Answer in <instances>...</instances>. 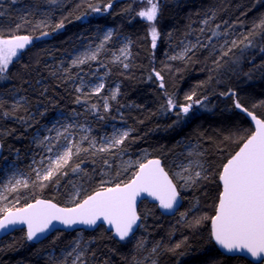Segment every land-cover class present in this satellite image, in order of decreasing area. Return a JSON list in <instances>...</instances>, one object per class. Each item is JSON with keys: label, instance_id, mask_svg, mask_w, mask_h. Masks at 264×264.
Wrapping results in <instances>:
<instances>
[{"label": "trees", "instance_id": "1", "mask_svg": "<svg viewBox=\"0 0 264 264\" xmlns=\"http://www.w3.org/2000/svg\"><path fill=\"white\" fill-rule=\"evenodd\" d=\"M109 3L112 7L105 11ZM89 5L99 6L101 11L93 12ZM145 6L138 0H65L62 6L50 4L49 0H0V36L35 38L43 31L50 33V38L46 36L26 47L10 65L11 79L0 81V98L8 101L6 110H11L13 93L27 98V111L21 108L14 115L28 121L25 124L16 118L0 116L3 145L0 167L2 161L9 159L17 160L27 169L35 132L57 111L84 112L91 120L102 116L104 120L94 121L99 127L121 118L129 129H133L129 140L125 141L128 149L125 154L135 157L147 150L148 158L162 159L171 175L172 165L185 154V145L194 144L197 150L205 152L204 159L210 166L212 179L182 192L183 205L171 217L161 214L156 205L142 202V226L127 241L114 239L103 226L93 232L83 231L82 242L88 243L89 247L87 264H103L104 261L108 264H255L245 258L222 254L210 239V221H203L200 227L192 229L181 219V213L187 212V219L194 215L210 217L214 214L219 193L216 173L229 154L238 150V145L225 137L246 136L254 130L248 119L236 110L233 97L220 93L234 90L242 105L264 118V29H256L252 47L245 48L241 44L229 56L223 57L221 67L216 68L213 64L225 40L229 45L232 40H243L254 24L264 20V0H162L157 21L160 36L155 49L151 47L148 24L136 16V12ZM43 12H48L51 26L36 28ZM77 16L82 18L76 19ZM62 19L65 27L53 32L52 26ZM205 19H209V24L202 23ZM104 27L114 29L110 44H114L115 51L120 47L121 37L130 40V67L125 70L121 65L107 61L104 65L108 76L102 93L98 96L87 91L78 93L73 80L65 82L57 71L60 57L71 53L79 42L91 38ZM201 28L205 29L203 34ZM213 30L221 33L212 39L215 51L211 50V45L197 47L191 61L170 59L174 50L181 48L182 41L196 43L199 37L207 43ZM101 68L105 72L104 67ZM154 71L163 76V89L159 87L160 81L155 78ZM77 72V68L70 70L74 77ZM114 84H120V93L111 103V110L105 112L103 100ZM192 91L197 92V98L207 96V99L203 106H194L187 117L177 116L162 107L166 104V94L178 104H184V97ZM77 96L81 97V103H76ZM85 99L87 103L83 102ZM93 104L97 105L95 111L91 109ZM81 156L88 161L81 165L87 176L66 169L68 175L59 178V188L54 183L42 190L31 185L15 194V199L20 197L16 206L22 207L36 198L68 206L73 184L82 186L83 198L99 186L102 178L116 183L129 179L135 170L117 179L119 160L110 157L112 169L107 170L108 176L102 177L103 166L99 158L93 164L92 157ZM78 232L57 231L34 244L27 240L25 230L15 231L0 240V264H47L48 254L54 252L58 256L74 241ZM177 243L181 244L180 249L175 253L167 251ZM157 245L160 247L153 252Z\"/></svg>", "mask_w": 264, "mask_h": 264}, {"label": "snow or ice", "instance_id": "2", "mask_svg": "<svg viewBox=\"0 0 264 264\" xmlns=\"http://www.w3.org/2000/svg\"><path fill=\"white\" fill-rule=\"evenodd\" d=\"M14 2V0H13ZM65 0H49L50 4L62 6ZM141 4L146 5L136 12V16L145 21L149 28L151 37V47H157V40L160 36L157 27L158 18L161 15L162 0H138ZM91 11L100 12L99 6L89 5ZM111 3L107 4L105 11L111 8ZM77 16L76 19H81ZM67 19V17H65ZM203 24H209V19L202 21ZM46 20L38 22L36 28L49 27ZM20 25H17L19 28ZM65 27L64 20H60L52 26V31H58ZM217 28L220 26L217 25ZM264 29V20L254 24L253 28L244 35V39L237 41L225 40L224 45H229L225 48L220 46L218 58L213 61L216 68L222 66L223 57L229 56L234 48L241 44L245 48L253 46V36L256 29ZM201 34L205 32L204 28L200 29ZM47 31L42 32V36H48ZM221 33L213 30L211 37L207 38V43L197 37L196 43H184L182 50L170 57L171 60H187L191 61L196 54L197 47L207 48L211 45V50L215 51L216 45L212 44L214 37L220 36ZM227 35V33H224ZM112 32L108 31L103 39V42L95 49L89 50L83 54L76 55L71 59V68H80L82 65L95 62L103 49L104 43L110 40ZM33 38L28 35H11L8 38L0 36V81H8L11 79L9 68L19 56V54L32 44ZM264 50V49H262ZM121 56L115 57L113 64H122L123 69L127 70L130 64L127 63L131 56L127 45L120 49ZM102 67H106L101 63ZM62 74L64 81L74 80V77L69 68L57 69ZM56 75V72L52 73ZM155 78L160 81L159 87H165L163 76L160 72L154 71ZM151 79V77H150ZM212 77H209L211 80ZM27 82V81H25ZM83 84V78H80ZM39 83V81H38ZM201 87L203 84L200 85ZM104 89V84L98 83L92 90L93 95H100ZM44 91H47L45 89ZM76 92H82V87L77 86ZM222 96H231L234 100V106L241 112L246 113L254 123V130L249 134L236 137L227 136L225 140L231 141L238 145V150L229 154L225 162L220 165L219 171L216 173L218 180L219 193L215 203L214 214L209 216H193L192 219H187L188 213H181V219L188 227L196 229L201 226L203 221H210V239L215 242L222 250V254H244L256 261L257 264H264V118L258 117L253 111L242 105L237 99V93L234 90L220 93ZM119 95V86L112 91L110 97L104 98L103 108L105 112L110 110L108 100L115 101ZM166 104L162 106L168 112H173L177 116L187 117L194 106H203L204 100L197 98V92L192 91L187 94L184 99L186 103L178 104L175 99L167 95ZM27 102L26 97L15 98L11 105V110H6L5 105L8 103L4 98H0V116L5 119L16 118L27 124L28 121L24 117H16L14 114L24 108ZM81 97H76V103H81ZM87 103V100H83ZM91 109L95 111L97 105H91ZM104 119V117H100ZM178 123V121L176 122ZM71 125L65 126V132ZM52 129H48L51 131ZM133 129L119 131L111 137H105L103 141L97 145L95 140H90L88 137H83L82 140H88L89 147H82L81 143H73L69 140L66 147L62 150L57 149L56 144L46 146L45 142L51 141L52 138L39 135L34 137V140L41 147H46V151L51 153L57 149L55 159H50L46 168L34 169L36 176L35 180L31 181L32 186L38 187L41 190L46 188L50 183H54L57 188L60 187V179L68 175V169L73 174L88 173L82 169L81 165L87 163L81 153L92 157V163H97L99 158L102 164V177L108 176L109 169H112L110 157H121L127 152L125 141L129 140ZM63 133L58 132V136ZM68 139V137H65ZM106 154V155H102ZM189 160L187 164L181 163L177 165L178 171H175L171 176L166 166L160 158H148L147 150L145 154L138 160L122 161L116 175L119 176L121 171L126 172L129 168L134 167L131 177L127 180L112 183L111 179H101L99 186L90 194L81 198L82 186L73 184V190L69 194V203L71 206L61 207L51 200L36 198L34 202L26 203L22 207H17L20 197L17 196L11 206L0 207V231L7 230L9 226L26 225V238L28 241L39 240L41 236H47L52 228L55 227L54 222H58L65 228L71 229L74 226H85L95 229L101 224L107 225L110 230H113V236L119 241H126L130 236L134 235V228L139 227L138 221L141 216L137 212V198L141 194L158 201L159 208L175 213L177 206L181 202V189L197 188L206 181L212 179L210 166L207 164L205 152L190 148L187 151ZM71 165V166H70ZM70 166V167H69ZM170 167V166H168ZM179 186H178V183ZM69 183H72L69 181ZM30 182L27 179H14L4 191L12 194L20 192L21 188L28 189ZM7 196L0 194V202L6 200ZM193 205L195 208L198 205ZM139 246V245H138ZM157 245L153 248V252L159 248ZM181 248V244L177 243L174 247L168 248L167 251L175 253ZM89 247L81 240H74L69 249L65 250L62 255L57 256L54 252L49 253L47 264H87L85 259ZM95 256V252L92 253ZM71 258V259H69ZM243 258V257H241ZM103 264H108L104 261Z\"/></svg>", "mask_w": 264, "mask_h": 264}, {"label": "rangeland", "instance_id": "3", "mask_svg": "<svg viewBox=\"0 0 264 264\" xmlns=\"http://www.w3.org/2000/svg\"><path fill=\"white\" fill-rule=\"evenodd\" d=\"M47 14L48 12L41 13L42 17H40V19L37 20V23L44 20L48 22L50 20V16L49 14L48 15ZM108 31H111L113 36L114 29L112 27H104L101 30L96 31V33L93 36H91V38L83 39L81 42H79L77 46L73 48L71 53L63 54L60 57V63L58 68H69V70L73 69L70 67L71 59L74 58L76 55L83 54L89 51L90 49L95 50L103 42L104 36ZM44 37L45 36L42 35L35 38L32 37L33 38L32 44L38 43V41L42 40ZM48 38L50 37L48 36ZM111 38L106 43H104L103 49L101 50L97 61L89 62V64H85L82 65L80 68H77L78 69L77 76L73 80V86L75 88L77 86H80L82 87V92L87 91L89 93H92L93 88L98 83L101 82L104 84V88H105L107 76H108V72L106 70L107 67H104L103 69L105 70V72H102V68L101 66H99V63H103L104 65L107 61L112 62L115 59V57L121 56L120 49L125 47L126 45L129 51L131 48L130 40L127 37H121L118 41L120 47L118 48L117 51H115L114 44L112 46L110 44ZM189 42L190 41H186L184 43H189ZM32 44L28 46H31ZM182 48L183 45L181 46V48H176L174 50V55L179 53L182 50ZM130 61H131V56L126 62L130 64ZM116 64L122 66V64L120 63H116ZM81 77L83 78V84H81L80 82ZM117 85L119 86V93H120V84H114L111 88L107 90L106 97L111 96L112 91L116 89ZM17 97H22V96L17 92L13 93L12 99L14 100ZM115 101L111 99L108 100L110 110H111V103ZM42 116L44 117L45 114L43 113ZM102 120L104 119H100V117L96 118L95 120H91L84 114V112L77 113V112L57 111L54 114V116L49 118L45 123H43L40 126V128L35 132L34 137H36L37 135H39L40 138H43L44 136H48L52 139L50 143L47 141L45 142L46 146H51V144H56L57 149L62 150L63 147H66L68 145L69 140H71L73 143H81L82 147H89L88 140H82L83 137H88L90 140H95L97 142V145L99 146V144L103 141L105 137H111L112 135L118 133L119 131L129 129L121 118L112 119L110 122L105 123L102 127H99L94 123V121H102ZM67 125H71V127H69L67 132H65L64 129L65 126ZM48 129H52V130L48 131ZM58 132L63 133V135L58 136ZM34 137L32 139L34 149L31 158L29 160L27 169L22 168L20 164L17 162V160L6 159L2 161L0 167V194L7 196V199L0 202V207H3L5 205L11 206L15 200L16 193L9 194L4 191V188L8 186L10 182H13L14 179H27L29 180L31 186L32 185L31 181L35 180V176H36L34 169L46 168L50 162V159H55V155L57 154V149H54L53 152L51 153L47 152L46 147L39 146L38 143L34 140ZM65 137H68V139H65ZM184 148H185V154L182 155V157L178 158L177 161H175V163L172 165V174L175 171H178L176 167L177 165L181 163L187 164L189 160L192 159L191 157H188L187 151L190 148H196V146L194 144H187L185 145ZM82 154L84 153H81V155ZM144 154L145 152H142L135 157H131L124 153L122 158L118 157L119 166L121 165L122 161H129V160L135 161L140 159ZM134 169L135 168L132 167L129 168L126 172L121 171L120 175L117 176V179H121L122 177L132 172ZM177 183L179 184L180 182ZM21 190L24 189L21 188ZM188 190L189 189L186 190L181 189L182 192H187ZM83 192L84 190L81 192V195L83 194ZM67 204L68 206H71L69 201L67 202ZM83 238H84V233L80 231L77 233L76 238L74 240L83 241ZM71 244L67 248L61 250L58 256L62 255L65 250L69 249ZM86 244L88 245V243Z\"/></svg>", "mask_w": 264, "mask_h": 264}, {"label": "water", "instance_id": "4", "mask_svg": "<svg viewBox=\"0 0 264 264\" xmlns=\"http://www.w3.org/2000/svg\"><path fill=\"white\" fill-rule=\"evenodd\" d=\"M236 110H237L240 114L244 115V116L248 119L249 123L251 124V126H252L253 129H254V123L251 121L250 117H248V116L246 115V113L241 112L239 109H236ZM254 114H255V113H254ZM2 154H3V145H2V143H1V141H0V159H1V157H2ZM150 158H154V157H150ZM156 158H158V157H156ZM161 160H162V159H161ZM162 163H163V160H162ZM166 170H167V169H166ZM169 174H170V173H169ZM170 176H171V174H170ZM174 182H175V181H174ZM180 195H181L182 199H181L180 204L177 206V209H178V210L175 211V213H172V212H167V211H165V210L159 208V206H158V201H155L153 198L147 196L146 194H141V196L137 198V212H138V214L140 215V205H141L142 202L147 201V202L150 203V204H154V205H156V206L158 207V210L160 211L161 214H163V215H165V216H170V217H171V216H174V215L179 211V209L181 208V206L183 205V196H182V191H181V190H180ZM41 199H45V198H41ZM45 200H49V199H45ZM51 201H52V200H51ZM33 202H34V201H33ZM52 202H54V201H52ZM54 203H55V202H54ZM56 204H57V203H56ZM58 206L66 207V206H62V205H59V204H58ZM140 216H141V215H140ZM54 224H55V227L51 229V231L47 234V236H41L39 240H34V241H30V242H32V243H34V244H38V243L44 241L45 239H47L49 236H51L53 233H55V232H57V231H65V232L86 231V232H93V231L97 230V229H98L99 227H101V226H103V227L107 230V232H110V233L112 234V237H113L114 239L118 240V238H116V237L113 236V230H110V229L108 228L107 225H103V224H101L100 226H98V227L95 228V229L87 228V227H85V226H74L73 228L68 229V228H65L63 225L59 224L58 222H54ZM138 225H140V226L134 228V235L138 232V230H139V229L141 228V226H142V216H141V220L138 221ZM18 230H25V232L27 233V226H26V225H16V226H14V227H13V226H9V228H8L7 230L0 231V240L3 239L4 237L8 236V235L13 234L15 231H18ZM134 235L130 236V238L133 237ZM130 238H129V239H130ZM118 241H119V240H118ZM126 241H127V240H126ZM213 242H214V241H213ZM214 244H215V242H214ZM215 246H216L217 249L222 253V250L219 248V246H217L216 244H215ZM224 255L229 256V257H243V258L249 260L250 262L257 264L256 261L252 260L250 257H247V256L244 255V254L236 253V254H224Z\"/></svg>", "mask_w": 264, "mask_h": 264}]
</instances>
